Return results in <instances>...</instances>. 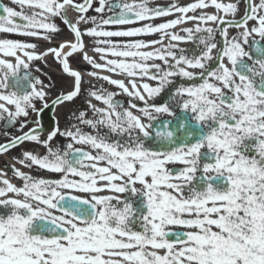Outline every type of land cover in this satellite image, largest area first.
I'll list each match as a JSON object with an SVG mask.
<instances>
[{"label":"snow or ice","instance_id":"6c2138e0","mask_svg":"<svg viewBox=\"0 0 264 264\" xmlns=\"http://www.w3.org/2000/svg\"><path fill=\"white\" fill-rule=\"evenodd\" d=\"M11 5L0 264H264V0Z\"/></svg>","mask_w":264,"mask_h":264},{"label":"flooded vegetation","instance_id":"af4514ba","mask_svg":"<svg viewBox=\"0 0 264 264\" xmlns=\"http://www.w3.org/2000/svg\"><path fill=\"white\" fill-rule=\"evenodd\" d=\"M169 0H152V3L153 5L157 4V3H168ZM181 2H184V0H181ZM0 3H3V4H6V5H11V0H0ZM13 7H16V5H11ZM149 38H152V37H149ZM182 47H191V45H181ZM49 75H51L53 77V79H56L58 84L61 83L59 80H58V77H59V72H58V68L53 65L52 68H50L49 70ZM103 74H108V73H103ZM87 81H91L93 84H97V82L95 80H93L91 77H87ZM99 83H102L104 84V87H107V88H110V90H116V91H119L118 89H114V86H110L108 85L106 82H103V81H100ZM85 88H87V82L85 83ZM86 98L85 97H81L79 100L76 101L75 105H69V107H86V105H82V101ZM117 99H119L121 102H125L127 101L129 98L121 93ZM139 103V102H137ZM52 113H51V110H49L47 112V117H51ZM66 119V117H61V127H63V124H64V120ZM48 119L46 118V124H48ZM4 159L6 160H10V157H4ZM0 166H2V163H0ZM17 167H19V165H17ZM9 178H11V173H9ZM16 183H19V181H14Z\"/></svg>","mask_w":264,"mask_h":264}]
</instances>
